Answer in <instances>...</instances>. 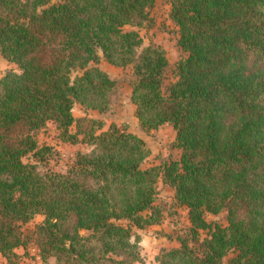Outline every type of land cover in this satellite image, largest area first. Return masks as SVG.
Here are the masks:
<instances>
[{
  "label": "trees",
  "instance_id": "obj_1",
  "mask_svg": "<svg viewBox=\"0 0 264 264\" xmlns=\"http://www.w3.org/2000/svg\"><path fill=\"white\" fill-rule=\"evenodd\" d=\"M52 1L0 0V53L19 68L0 80V255L17 263L32 243L23 226L43 215L44 262L145 264L134 228L163 223L162 181L191 227L156 264H225L230 254L228 264H264V0H171L186 56L169 84L165 50L126 31L152 27L158 0ZM102 60L133 68L141 126L172 125L179 159L145 168L141 137L74 116L77 103L111 109L118 82ZM50 122L64 142L91 147L66 173L24 161L50 150L35 137ZM223 212L227 226L208 221Z\"/></svg>",
  "mask_w": 264,
  "mask_h": 264
},
{
  "label": "rangeland",
  "instance_id": "obj_2",
  "mask_svg": "<svg viewBox=\"0 0 264 264\" xmlns=\"http://www.w3.org/2000/svg\"><path fill=\"white\" fill-rule=\"evenodd\" d=\"M64 0H53V4L62 3ZM171 0H158L152 12L154 24L152 27L137 28L127 26L126 31L136 30L144 39V47L151 45L161 46L167 55L171 65L167 84L175 80L173 72L176 70L178 63L186 56L178 44L179 29L173 23L170 17ZM100 67L113 79L118 82L115 94L112 97V107L105 113L97 111H86L80 103L74 107L73 114L79 118H91L101 120L106 125L105 130H108L111 125H116L123 130H128L141 137L149 146L151 155L145 162L144 167L150 168L153 166H162L166 162L174 159H179L180 151L174 147L176 141V130L170 124H167L156 130H145L136 115V106L132 102V86L129 83V78L133 74V68L115 67L106 60L100 62ZM8 71L19 72L18 66L5 58L0 53V80ZM80 74H74V77ZM76 132V128L72 129ZM40 147H48L50 150L39 160L33 154L24 158L26 163H37L40 171L66 173L76 163L77 155L82 152H87L91 149L85 143L76 145L69 142H64L53 122L35 135ZM160 198L157 201L158 206L165 209L163 223L157 226H151L147 229L134 228L135 235L139 236L142 241V255L145 259V264H156V257L163 249H173L180 246V238H185L189 235L191 227L189 212L186 207H180L175 203V191L168 185L159 184ZM208 221L218 223L223 226L228 225V214L226 212L218 215H208ZM43 215H37L30 223L23 226V231L32 243L28 250L19 249L18 253L21 259H18L14 264H60L56 258H49L44 262L40 256L35 239V231L44 221ZM124 225L128 222H122ZM87 234V233H85ZM207 233L202 232V238H206ZM233 254L225 258V264H228ZM0 264H9L7 259L0 255Z\"/></svg>",
  "mask_w": 264,
  "mask_h": 264
}]
</instances>
